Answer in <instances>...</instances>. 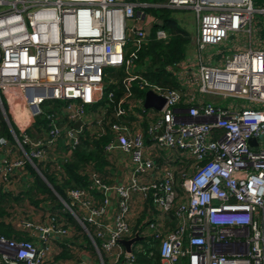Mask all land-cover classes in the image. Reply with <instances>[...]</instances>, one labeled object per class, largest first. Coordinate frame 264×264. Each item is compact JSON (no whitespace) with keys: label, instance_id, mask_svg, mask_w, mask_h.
<instances>
[{"label":"built area","instance_id":"built-area-1","mask_svg":"<svg viewBox=\"0 0 264 264\" xmlns=\"http://www.w3.org/2000/svg\"><path fill=\"white\" fill-rule=\"evenodd\" d=\"M147 8L189 9L198 20L191 60L167 66L180 88L148 81L141 74L144 67L135 63L151 26L160 22ZM255 14L264 16V4L254 0H0V103L1 95L9 109L10 98L20 100L31 118L44 114L45 101L62 103L60 113H45L40 137L17 123L19 134L12 131V136L19 156L2 159L1 178L24 169L26 162L36 168L33 159L68 157L84 130L99 138L107 128L112 137L103 150L109 159L113 153L130 157L127 183H104L92 171L87 188L68 191L83 212L60 199L87 233L97 262L91 256L74 263L56 260L49 238H64L71 228L48 214L43 225L21 222L38 241L0 235V264H137L134 244L127 252L120 242L138 233L128 223L133 192L150 199L156 210L145 228L159 240L163 264H264V36L259 35L264 20L253 25ZM230 36L237 38L232 47ZM168 37L165 29L155 30L157 40ZM135 83L144 91L141 98L133 97ZM148 90L163 97L160 109L144 105ZM216 99L229 101L221 106ZM143 123L153 141L150 148ZM60 142L66 150L54 152ZM158 148L176 152L177 160L185 155L192 160L191 170L182 172L184 202L177 203L169 158L168 168L154 180L141 181L152 172ZM94 190L103 195L97 204ZM110 194L118 207L107 225L102 218ZM172 210L178 223L166 227ZM88 224L95 226L94 235Z\"/></svg>","mask_w":264,"mask_h":264},{"label":"trees","instance_id":"trees-1","mask_svg":"<svg viewBox=\"0 0 264 264\" xmlns=\"http://www.w3.org/2000/svg\"><path fill=\"white\" fill-rule=\"evenodd\" d=\"M133 1L161 3L165 0ZM254 2L256 5L264 4V0H254ZM146 11L156 19H159L160 22H155L151 26L146 43L137 51L135 63L144 67L141 74L148 81L161 86L179 88V84L172 73L167 70V66L178 63L186 57V47L190 43L191 37L189 33L178 25L176 20L170 16V10L163 8H147ZM157 28H163L169 33V37L166 41L157 40L155 38V30ZM122 75L123 73L118 75V77L120 78ZM132 91L134 98H141L144 95V91L139 89L137 83L133 85ZM121 92L122 87L120 85V88L116 90V98L120 96ZM1 99L2 101L4 99L2 95ZM60 104L62 103L59 101H45L42 104L44 114L36 117L34 120L35 130L37 129V131L32 133L30 128H27L26 132L32 137L42 136L47 122L45 113L52 111L60 113ZM109 117L110 115H107L106 119H109ZM10 123L13 131L18 135V128L13 122ZM0 136H4L7 140L13 142L12 133L1 112ZM111 137L112 135L107 128L106 134L99 138H95L87 130H84L80 137V143L72 150V153L68 157L63 158L61 156H56V158H58L54 161L56 162L54 163L55 166H52L53 163L51 160L33 159L39 171L38 173L30 163L26 162L24 169L32 176V183L27 190L23 192L21 196L15 197H11L10 193H0V235L6 239L16 241L36 240L30 230L22 227L21 222L25 219L21 217H17V219L11 218L14 215L7 207L10 201L28 198L39 208L41 204H45L48 214L57 215L58 223H62V225L64 224V226L71 228L69 235L64 237L68 238L66 242L71 244L73 243L71 242L72 239H81V244L84 248L91 250L92 259L94 261L97 260L93 256V248L87 233L77 223L70 211L61 203L60 199L64 200L75 210L76 206L72 203L67 193L73 188H87L90 184L89 174L92 171H96L102 181L108 182L107 177L109 173L107 166L109 165V155L103 150V145L108 142ZM65 150L66 146L63 142H60L54 152H63ZM92 193H94L95 197L97 196L101 199V194L98 193L97 190L92 191ZM148 200L149 203L152 204L151 200ZM152 209H154L153 205ZM167 217H174V214L170 213ZM87 228L90 233L94 235L95 226L88 224ZM141 229L142 226L140 225L138 229H134V231L137 230L138 234H140ZM63 248L62 253L59 254L58 257L70 255L69 249L66 248L65 245ZM133 251L136 254L135 261L137 264H161L160 242L159 240L153 239V236L142 235L141 240L134 243Z\"/></svg>","mask_w":264,"mask_h":264},{"label":"crops","instance_id":"crops-1","mask_svg":"<svg viewBox=\"0 0 264 264\" xmlns=\"http://www.w3.org/2000/svg\"><path fill=\"white\" fill-rule=\"evenodd\" d=\"M195 20H196V26L198 27V20H197L196 16H195ZM196 38H197V28H196V36H195V50H196ZM242 38L244 41L245 37L242 36ZM195 50H194V52H195ZM194 52H192L191 55L186 54L185 58H189L191 60ZM179 88H180V85H179ZM212 99L213 98H211V100ZM213 100H215V99H213ZM1 113H2V110H1ZM9 115H10L9 117L11 118V121L18 128V126H17V123L19 124V119H17L18 114H16L15 111L11 110V103H10ZM29 120L26 121L24 127L26 129L30 128L31 132L35 133V131H37V129L35 130V125H34L35 118L30 117ZM65 121H66L65 117H62L60 122L63 124ZM28 122H30V123H28ZM8 126H9V124H8ZM74 126H75V123H74ZM143 126H144L143 128H144V135H145V145L147 146V148H150L153 141L150 139L151 137L146 132L147 124L143 123ZM9 128H10V126H9ZM10 131L12 133L11 128H10ZM43 132H44V130H43ZM1 139H3L5 142L2 143L0 141V163H1L2 159L8 155L10 157L19 156V149L18 148L16 149L14 139H13V142H11V141L7 140L4 136H0V140ZM153 153H155V154H153V157L155 160L154 168H153L152 172H149V173L147 172L144 175H142L143 177L141 178V181L142 182L144 181L147 183V182L154 180L153 178L157 177L163 171L164 167L168 168V166L166 164L167 163L166 159L169 158L171 160V163L169 164V166L173 171L175 181H176L175 186H176V189L178 192L177 203L181 202V201L184 202L186 196L184 193L183 186L181 185V178H182V172L184 170H187L188 172H189V170H191L190 169L192 166L191 165L192 164L191 158H189V157L187 158V156L185 155L182 158V160H180V159L177 160L175 158V155L177 154L176 152H174V151L172 152V151L166 150V149H159V148L156 150H153ZM129 163H130L129 155L123 154V153H113L110 157L109 165L107 166L108 173H109V175L107 177L108 182H106V181H103V182L107 183V184H112V185H120V184L127 183L129 180V177H130V164ZM31 183H32V176L30 175V173L27 172V170H25V169H22V170L17 169L6 180L2 179L0 176V193H10L11 197L21 196L23 194V192H25L27 190V188L31 185ZM98 193L101 194V198H102L103 197L102 193L100 191H98ZM91 194H92V199H93L94 203L97 204L100 201L99 200L100 198L97 196L95 197L94 193H92V192H91ZM109 198H110L109 207L107 209L106 215L102 218L104 223H106L107 225L112 224L113 217H114V215L117 211V207H118V200H117L116 195L110 194ZM177 203H176V205H177ZM42 205H44V206H42ZM75 206H76L75 211L78 214L80 213V211L83 212V210H80L78 205H75ZM40 209H44L45 211H47V207L45 206V204H41ZM173 209H175V206ZM32 211H33V209H32ZM171 213L173 214L174 211L172 210ZM12 214L14 215L11 217L13 219H15V218L17 219V217H19V215H17L18 214L17 212L16 213L13 212ZM45 214H47V212ZM153 215H156V212L154 209H152V204L149 203V200L147 198H143L142 195H140L139 193L133 192L131 194V198H130V212L128 215V223L130 224L132 230L134 231V229H138V227L141 225L142 229L140 230V233L142 231V234L147 235V236L150 235L148 233V230L145 227L147 225V220L150 219V217H152ZM164 220L165 221L163 222V224H164V226L166 225V227H168V226L174 227L178 223V220L176 219L175 216L169 217V218L166 217ZM170 223H171V226H170ZM33 235L36 239L35 241H38L39 236L35 233ZM49 239L51 241L52 248L54 250V256H55L54 258L56 260L62 261L65 263H74L79 259H87V260L91 261V257H90L92 255L91 250L84 248V246L81 244L82 243L81 239L80 240L79 239H77V240L72 239L71 242H73V243L70 242L71 244L66 242L68 240V238H62V237L59 238L57 236H54V237H50ZM64 245L66 248L69 249L70 255L69 256L67 255L65 257H58V255L62 253V249H64L63 248ZM95 261L97 262L98 260H95ZM160 261H161V259H160ZM92 262H94V260ZM161 264H163L162 261H161Z\"/></svg>","mask_w":264,"mask_h":264},{"label":"rangeland","instance_id":"rangeland-1","mask_svg":"<svg viewBox=\"0 0 264 264\" xmlns=\"http://www.w3.org/2000/svg\"><path fill=\"white\" fill-rule=\"evenodd\" d=\"M170 11H171L170 12V16L173 17L176 20V22L178 23V25H180L182 28H184L189 33V35L191 37V41L186 47V54L187 55H191L192 52H194V50H195V36H196V28H197L195 15H194L193 11H191L189 9L170 10ZM262 20H264V16L263 15L255 14L254 19H253V25H255V22L260 23ZM259 33H260L259 34L260 36H264V29H262ZM237 38H238V40L240 42L243 41L242 36L238 35ZM237 38L235 36H230L228 41H227V45L229 47H232V45L234 44V40L237 39ZM217 50H218V48H211L210 49L211 52H216ZM205 51H209V47L206 48ZM224 52L225 53L226 52L229 53V52H231V50H224ZM193 70L194 71L197 70V67L195 65L193 66ZM10 100H11V110L15 111V113L18 114V118L17 119H19V124L21 126L24 125L26 123V121H28L30 119L28 114H26L27 113V109L23 105L22 101L20 102V100H17V99L13 100L11 98H10ZM228 101H229V99H227V100H218V99H216L217 104H219L221 106H226ZM237 102H239L241 104L242 103L243 104L247 103V101L241 100V99L237 100ZM2 106L4 107V112L6 113V116H7L8 120L10 122H12L11 118L9 117L10 116L9 115V110L10 109L8 107V104H7V101H6L5 98L3 99V101L1 99L0 112L3 109ZM1 114H2V116L4 115L3 113H1ZM3 117L6 120L5 115ZM30 122H28V123H30ZM10 125H11V123H10ZM10 128L13 131L12 127H10ZM15 147H16V144H15ZM50 157H51V161L53 163L52 166H55L54 163H56V162H54V161L58 157L56 158V157H54L52 155H50ZM53 157H54V159H53ZM34 169L37 170L36 168H34ZM7 207L9 208L10 211H13L15 213L17 212L18 213L17 215H19V217H21V218H24L26 221L35 222V223H38L39 225H43L44 221H46L47 217H48V213L45 214L46 211L44 209H40L37 205L35 206L28 198H21L18 201H12V202L10 201L9 205L7 204ZM32 209H33V211H32ZM77 223H78V221H77Z\"/></svg>","mask_w":264,"mask_h":264},{"label":"water","instance_id":"water-1","mask_svg":"<svg viewBox=\"0 0 264 264\" xmlns=\"http://www.w3.org/2000/svg\"><path fill=\"white\" fill-rule=\"evenodd\" d=\"M164 104V99L163 97H160L158 95H155L152 91L148 90L146 91L145 93V102H144V105L146 107H149V106H152V107H155L157 109H160L161 106ZM2 113L5 115L6 117V120H7V123L9 124V126L11 127L10 125V121L8 120L7 116H6V113L4 112V107L2 109ZM80 124V121H77L75 123V126H78ZM249 143L252 144L254 143V139H250L249 140ZM37 169V168H36ZM38 173V169L36 170ZM141 236L138 235L137 232L134 233V235L128 239H121L120 242L122 243V245H124L125 249L127 252H130L132 250V245L141 240Z\"/></svg>","mask_w":264,"mask_h":264}]
</instances>
